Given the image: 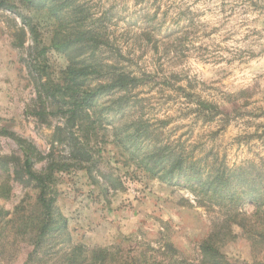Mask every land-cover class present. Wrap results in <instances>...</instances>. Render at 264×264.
Here are the masks:
<instances>
[{
	"label": "rangeland",
	"instance_id": "rangeland-1",
	"mask_svg": "<svg viewBox=\"0 0 264 264\" xmlns=\"http://www.w3.org/2000/svg\"><path fill=\"white\" fill-rule=\"evenodd\" d=\"M81 1L113 45L131 58L125 62L128 69L146 72L151 84L134 88L123 112L105 111L98 142L93 139L100 159L93 175L99 183L75 166L58 174L55 207L67 219V228L55 239H61L53 254L55 264L74 245L106 248L119 256L120 246L135 244L198 264L203 239L227 214H253L256 203L250 197L258 194L245 186L236 204L220 206L194 192L188 179L162 180L139 159L157 140L201 159L206 171L219 158L229 167L244 165L254 175L264 173V0ZM19 11L34 18L50 44L55 17L48 10L20 6ZM19 33L24 46L16 44ZM34 44L22 16L0 5V129L16 131L45 154L68 157L69 147L55 141L59 118L41 123L30 113L36 89L27 61ZM80 52L67 55L48 49L49 71L57 74ZM209 102L225 112L208 118L203 105ZM133 120L149 134L137 144L125 137ZM0 153L22 156L18 144L3 134ZM47 163L44 159L36 167ZM6 175L0 169V264H24L34 231L21 234L19 228L28 216L30 223L36 222L39 188L27 178ZM261 183L264 186V178ZM234 233L237 236L222 245L227 257L237 264H264V242L243 236L237 226ZM50 263L37 259L28 264Z\"/></svg>",
	"mask_w": 264,
	"mask_h": 264
},
{
	"label": "trees",
	"instance_id": "trees-1",
	"mask_svg": "<svg viewBox=\"0 0 264 264\" xmlns=\"http://www.w3.org/2000/svg\"><path fill=\"white\" fill-rule=\"evenodd\" d=\"M0 5L22 16L24 25L30 27L35 41L27 61L36 89L30 113L39 122L48 124L51 117L57 116L61 123L55 125V141L65 143L70 149L68 157L57 158L51 152L45 154L36 143L16 131L7 127L0 129V134L12 138L22 153V156L0 153V169L7 172V177L20 180L27 178L39 188L41 211L35 215L37 220L30 223L31 216H28L19 228L21 234L34 231L24 264L37 259L52 260L50 264H55L53 254L58 252L55 247L61 240L55 239L67 228V219L57 213L55 207L53 186L58 174L75 166L86 169L99 183L93 171L100 166V159L93 148L106 120L105 111L116 112L118 109L123 112L129 93L134 88L150 83L149 77L146 72L140 76L128 69L125 62L131 58L124 54L122 47L113 45L108 34L102 30V25L90 15L81 0H0ZM20 6L37 11L48 10L55 17L50 44L42 36L34 18L19 11ZM20 31L26 34L25 27ZM21 33L16 44L24 46ZM50 48L67 55L77 50L81 52L70 57V63L56 74L49 71L46 53ZM105 52H108L106 56ZM203 109L209 111L206 114L211 119L225 112L222 107L211 102L205 103ZM136 123L133 120L125 129L126 139L134 144L149 136L147 131L140 129L141 124ZM136 147L139 148L138 145ZM131 154L134 155L135 150ZM44 159L48 160L47 165L38 169L36 164ZM200 161L169 143L157 140H154L152 149L139 159L140 164H144L149 172L162 180L188 179L192 182L189 187L194 192L220 206L236 204L246 193L245 186L258 194L250 197L256 203L253 214L247 215L241 211L227 214L224 223L203 239L200 245L202 258L198 264H237L222 251V245L237 236L234 233L235 226L241 228L243 236L264 242V186L261 185L264 173L258 171L254 175L253 169L249 171V167L244 165L232 168L219 158H215L211 170L206 171ZM3 211L4 208L0 209V216ZM127 248L120 246V255L114 256L106 248L86 250L83 245H74L71 250L64 251L65 255L59 256L57 264H190L187 259L150 245L135 244Z\"/></svg>",
	"mask_w": 264,
	"mask_h": 264
}]
</instances>
